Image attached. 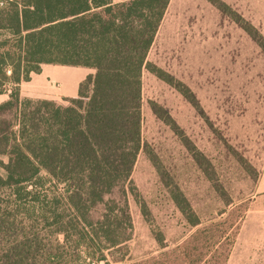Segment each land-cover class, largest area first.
I'll use <instances>...</instances> for the list:
<instances>
[{
	"label": "trees",
	"instance_id": "obj_1",
	"mask_svg": "<svg viewBox=\"0 0 264 264\" xmlns=\"http://www.w3.org/2000/svg\"><path fill=\"white\" fill-rule=\"evenodd\" d=\"M208 1L264 53L259 30L222 0ZM170 3L12 0L0 8V31L11 32L0 41V94L13 85L9 100L0 105V157L8 158L0 163L5 172L0 174V234L9 238L1 241L0 264L126 262L133 235L128 192L137 190L131 177L143 148L144 70L203 112L186 84L148 61ZM44 64L91 68L95 74L67 106L22 100L19 85ZM175 201L184 213L191 212L188 218L195 216L182 194ZM22 208L43 215L46 234L34 226L27 231L23 222L18 231L6 211Z\"/></svg>",
	"mask_w": 264,
	"mask_h": 264
},
{
	"label": "rangeland",
	"instance_id": "obj_2",
	"mask_svg": "<svg viewBox=\"0 0 264 264\" xmlns=\"http://www.w3.org/2000/svg\"><path fill=\"white\" fill-rule=\"evenodd\" d=\"M222 1L264 36V0ZM10 36L0 31V41ZM148 61L186 84L203 112L144 70L143 148L131 177L137 190L128 192L133 235L124 264H264V53L208 0H171ZM68 67L79 69H65L71 86L82 72L78 89L95 74ZM62 94L54 101L69 105ZM179 193L194 217L176 203ZM39 214L6 211L19 232L34 226L46 234ZM8 240L0 234V244Z\"/></svg>",
	"mask_w": 264,
	"mask_h": 264
},
{
	"label": "crops",
	"instance_id": "obj_3",
	"mask_svg": "<svg viewBox=\"0 0 264 264\" xmlns=\"http://www.w3.org/2000/svg\"><path fill=\"white\" fill-rule=\"evenodd\" d=\"M112 1L114 4H118L124 2L125 0H112ZM66 68L79 71V69L70 68L68 66L60 67L50 64H45L44 66H42L40 73H35L34 76L30 77V80L24 81L19 85L21 99L22 100L50 99L54 101L57 100L56 96L57 94H59V92L63 93L64 96L68 98H76L78 96V91H79L78 82L80 81L78 76H80L82 72L80 71V73H76L73 76L75 77L74 79L76 85L71 86L69 82L68 83L66 82L67 79L64 75ZM59 84L63 88H61ZM12 87H13L12 84L9 85L8 90L0 94V105L9 100ZM50 94H53V97H51Z\"/></svg>",
	"mask_w": 264,
	"mask_h": 264
},
{
	"label": "built area",
	"instance_id": "obj_4",
	"mask_svg": "<svg viewBox=\"0 0 264 264\" xmlns=\"http://www.w3.org/2000/svg\"><path fill=\"white\" fill-rule=\"evenodd\" d=\"M7 5V0H0V8H4Z\"/></svg>",
	"mask_w": 264,
	"mask_h": 264
}]
</instances>
